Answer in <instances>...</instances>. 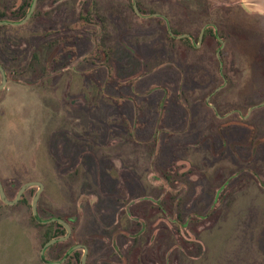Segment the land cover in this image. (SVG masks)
Segmentation results:
<instances>
[{
  "label": "rangeland",
  "instance_id": "obj_1",
  "mask_svg": "<svg viewBox=\"0 0 264 264\" xmlns=\"http://www.w3.org/2000/svg\"><path fill=\"white\" fill-rule=\"evenodd\" d=\"M32 2L0 0V21ZM0 64V181L9 201L44 185L37 212L72 230L58 255L264 264V15L242 0H37L0 29ZM37 191L0 200V264L53 260Z\"/></svg>",
  "mask_w": 264,
  "mask_h": 264
},
{
  "label": "water",
  "instance_id": "obj_2",
  "mask_svg": "<svg viewBox=\"0 0 264 264\" xmlns=\"http://www.w3.org/2000/svg\"><path fill=\"white\" fill-rule=\"evenodd\" d=\"M36 2H37V0H33L32 5H31L30 10H29V13L27 14L24 22L27 21L31 17V15H32V13L34 12V9H35ZM242 3H243L244 8L246 10H248L249 12L264 15V0H242ZM133 7H134L135 12L137 14H139L137 6H136L135 3L133 4ZM2 24H9V23L0 21V25H2ZM170 34H171V31H170ZM202 35H203V32L201 33V37H202ZM0 77H1V85H0V90H1V89L4 88V86L7 83V78H6L5 71H4V69L1 66H0ZM32 187H37L38 188V191L36 192V194H35V196H34V198L32 200V203H31V211H32L33 218L38 223H41V224H45V223L48 224V223H52V222H57L58 224L63 226L65 228V230H66V235L64 237L59 238V239H52V240H50L48 243H46L43 246L42 251H41V258H43L44 257V252H45L46 249H48L49 247L55 245L56 243H61V242L67 241L70 238L71 233H72L70 225L68 223L62 221V220L51 219L48 222H43V221L40 220V218L38 216V213H37V206H38V201L40 199L41 193L44 190V185L42 183H39V182L26 183L19 190L18 195L15 198V200L9 201L8 198L5 195L4 188H3L2 184H1V181H0V200L6 205H10V206L15 205V204H17L19 202V200L21 199L22 195L28 189H30ZM74 250H82L83 251V255L81 257L80 264H86L87 256H88L87 247L84 246V245H77V246L72 248V251H74ZM44 262H45V260H44Z\"/></svg>",
  "mask_w": 264,
  "mask_h": 264
},
{
  "label": "trees",
  "instance_id": "obj_3",
  "mask_svg": "<svg viewBox=\"0 0 264 264\" xmlns=\"http://www.w3.org/2000/svg\"><path fill=\"white\" fill-rule=\"evenodd\" d=\"M31 7V6H30ZM27 16V14H25V17ZM24 23V20H22V22H21V24H23ZM21 24H11V23H9V24H2V25H0V29L1 28H4L6 25H9V26H15V25H21ZM168 38H170L171 40H174L173 38H171V37H169V35H168ZM0 66L4 69V71H6V69H5V67L3 66V65H1L0 64ZM37 66H39L40 67V69L42 70V71H45L44 70V68H42L41 66H40V64H39V62H38V58H37V56L36 55H34L33 56V65H32V67H31V69L33 70V67H37ZM2 184V183H1ZM21 189V188H20ZM19 189V190H20ZM19 190H18V192H19ZM18 192H17V194H16V196H15V198L17 197V195H18ZM25 194V193H24ZM24 194L22 195V197H21V199L19 200V203H23L25 200V197H24ZM36 194V193H35ZM6 195V194H5ZM7 197V196H6ZM15 198H14V200H15ZM32 200H33V198H32ZM32 202V201H31ZM39 205V204H38ZM31 207V206H30ZM38 213V216H39V218L41 219V221H43V222H48V221H50L51 219H53L52 217H49V218H45V213L44 212H41V211H38L37 212ZM32 219H33V221H34V227L35 228H37V226L38 227H40V228H42V229H44V231H43V234L41 235V238L43 239V241H45V244L46 243H48L50 240H52V239H59V238H62V237H64L65 235H66V230H65V228L63 227V226H61L60 224H58L57 222H52V223H45V224H39V223H37V222H35V220H34V218L32 217ZM59 220V219H58ZM44 244V245H45ZM61 243H56L55 245H53V246H51V247H49L46 251H45V254H47V252L50 254V256L53 258V260L52 261H54L53 263H58V259L60 260V261H62V260H71V264H73L72 263V257H76V259L75 258H73L74 260H76V262H77V264H80V262H81V256H80V254H77V253H75L74 251H72V252H70V254L68 255V253L67 254H65V255H58V253H56V251H57V248H58V246L60 245ZM43 245V246H44ZM75 247V246H74ZM59 256V257H58ZM47 261L50 263V260L47 258ZM51 261V262H52ZM59 261V262H60Z\"/></svg>",
  "mask_w": 264,
  "mask_h": 264
},
{
  "label": "flooded vegetation",
  "instance_id": "obj_4",
  "mask_svg": "<svg viewBox=\"0 0 264 264\" xmlns=\"http://www.w3.org/2000/svg\"><path fill=\"white\" fill-rule=\"evenodd\" d=\"M206 27H203L202 29H201V31H200V33H199V36H198V41H197V43H201L202 42V40L204 39V37H205V34H206ZM214 29V36H212V38H214V39H218V36H217V32H216V29L215 28H213ZM170 31L171 30H168V33H169V35H170V37L171 38H173L174 40H176V39H179V40H181V39H184V40H192L193 39V34H190V33H188V34H184V35H182L181 37H174V36H172L171 34H170ZM203 32V35H202V37H201V33ZM209 36H211V35H209ZM194 43V42H193ZM198 45L197 44H195V48L197 47ZM137 214V213H136ZM133 220L135 221L134 223H136V225L137 226H134V228H138L139 227V223H138V221H137V219H135V218H133ZM148 223H150V227H152V225H153V223L154 222H152V220H150L149 219V222ZM148 223L147 222H145V224H147L148 225ZM141 226L139 227L140 228V230L138 231V233H139V235H142L143 233H144V231H145V229L147 228V227H145V226H143L142 224H140ZM135 234H137V232L135 233ZM136 236H138V235H136ZM150 237H151V235H150Z\"/></svg>",
  "mask_w": 264,
  "mask_h": 264
},
{
  "label": "crops",
  "instance_id": "obj_5",
  "mask_svg": "<svg viewBox=\"0 0 264 264\" xmlns=\"http://www.w3.org/2000/svg\"><path fill=\"white\" fill-rule=\"evenodd\" d=\"M18 226V225H17ZM19 227V226H18ZM26 242V241H25ZM27 243V242H26ZM24 247V246H23ZM64 262V260L58 262V263H53V262H48L47 260H45V262H42V264H62Z\"/></svg>",
  "mask_w": 264,
  "mask_h": 264
}]
</instances>
